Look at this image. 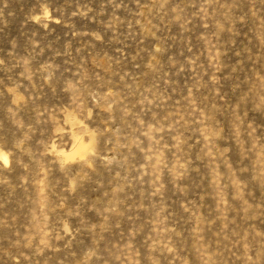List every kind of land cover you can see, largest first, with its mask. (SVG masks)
<instances>
[{
  "label": "rangeland",
  "instance_id": "obj_1",
  "mask_svg": "<svg viewBox=\"0 0 264 264\" xmlns=\"http://www.w3.org/2000/svg\"><path fill=\"white\" fill-rule=\"evenodd\" d=\"M0 264H264V0H0Z\"/></svg>",
  "mask_w": 264,
  "mask_h": 264
}]
</instances>
